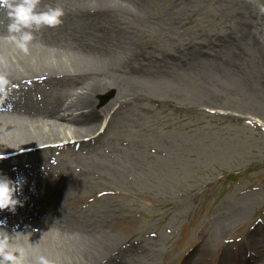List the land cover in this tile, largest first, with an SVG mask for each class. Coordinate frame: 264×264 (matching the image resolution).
Returning a JSON list of instances; mask_svg holds the SVG:
<instances>
[{"label": "rangeland", "instance_id": "1", "mask_svg": "<svg viewBox=\"0 0 264 264\" xmlns=\"http://www.w3.org/2000/svg\"><path fill=\"white\" fill-rule=\"evenodd\" d=\"M112 6L117 60L174 69L140 79L141 91L79 140L86 146L35 155L24 174L53 181L79 211L108 207L118 222L102 235L119 237L114 264L117 249L121 264H192L198 251L205 264H234L237 254L241 264H264V0ZM73 170L106 173L91 187L113 194L83 204Z\"/></svg>", "mask_w": 264, "mask_h": 264}, {"label": "bare ground", "instance_id": "2", "mask_svg": "<svg viewBox=\"0 0 264 264\" xmlns=\"http://www.w3.org/2000/svg\"><path fill=\"white\" fill-rule=\"evenodd\" d=\"M43 1L37 11L60 7L63 22L34 31L28 55L7 39L9 21L0 12V73H6L14 86L7 99H0V172L27 179L23 206H17L15 213L0 211V220L6 219L11 244L24 249L31 264H38L40 256L51 264H114L109 256L119 237L102 235L104 229L117 226V220L109 219L110 209L79 211L70 205L69 193L58 190L51 180L24 174L23 166L35 155L86 146L79 140L92 138L104 117L112 120L113 106L141 91L140 79L167 77L174 66L166 60L143 64L135 58L117 60L114 52L120 45L111 29L116 22L115 0H45L48 6ZM102 94L113 102L102 104ZM63 141L68 145L55 148ZM70 173L83 204L114 192L110 187H91L94 178L106 182V173L99 177L86 170ZM116 252V264H121L120 250ZM202 252L192 264H205ZM239 255L229 257L230 262L241 264Z\"/></svg>", "mask_w": 264, "mask_h": 264}, {"label": "clouds", "instance_id": "3", "mask_svg": "<svg viewBox=\"0 0 264 264\" xmlns=\"http://www.w3.org/2000/svg\"><path fill=\"white\" fill-rule=\"evenodd\" d=\"M40 0H0V12L8 19L7 39L25 55L29 54V43L34 39L33 32L42 26L60 25L64 11L60 7L49 6L44 11H37ZM14 86L6 73H0V99H7ZM27 179L20 174L12 179L0 172V211L7 209L15 213L17 206H23L24 185ZM6 219L0 220V264H31L24 249L14 247L6 228ZM38 264H51L44 256L38 257Z\"/></svg>", "mask_w": 264, "mask_h": 264}]
</instances>
